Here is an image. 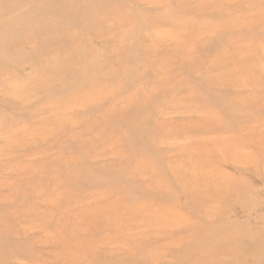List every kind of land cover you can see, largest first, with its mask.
Instances as JSON below:
<instances>
[{
  "label": "rangeland",
  "instance_id": "obj_1",
  "mask_svg": "<svg viewBox=\"0 0 264 264\" xmlns=\"http://www.w3.org/2000/svg\"><path fill=\"white\" fill-rule=\"evenodd\" d=\"M0 264H264V0H0Z\"/></svg>",
  "mask_w": 264,
  "mask_h": 264
}]
</instances>
